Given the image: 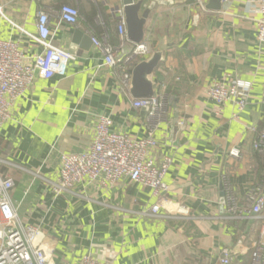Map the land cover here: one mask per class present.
<instances>
[{
  "label": "crops",
  "instance_id": "0c3cea01",
  "mask_svg": "<svg viewBox=\"0 0 264 264\" xmlns=\"http://www.w3.org/2000/svg\"><path fill=\"white\" fill-rule=\"evenodd\" d=\"M151 1L144 0L140 12ZM263 3L221 0L220 10H210L209 0H157L150 9L143 41L151 53H163L152 79L164 115L149 156L156 163L172 158L165 201L150 216L142 212L156 198L126 176L113 183L84 179L70 192L52 191L61 155L88 150L99 116L111 118L110 131L138 139L156 122L147 108L132 105L135 98L122 88L119 66L106 65L86 37L118 44L122 0H0L7 19L31 33L37 31L38 10H48L53 44L75 55L63 76H36L12 100L11 117L0 126V173L13 180L10 200L19 222L42 231L49 264H78L86 254L110 264H221L224 247L232 249L229 264H251L264 224V210L254 219L244 209L249 188L264 185L262 156L252 145L264 125V44L256 40L255 23ZM62 4L78 8L76 25H57ZM7 19L0 16V39L17 41L24 60L33 62L41 46ZM126 45L130 51L132 44ZM233 80L250 88L240 112L207 95L214 81ZM235 112L238 119L232 118ZM232 147L239 157L229 154ZM225 180L236 211L229 208ZM181 206L188 216L180 214Z\"/></svg>",
  "mask_w": 264,
  "mask_h": 264
},
{
  "label": "built area",
  "instance_id": "2783aa9c",
  "mask_svg": "<svg viewBox=\"0 0 264 264\" xmlns=\"http://www.w3.org/2000/svg\"><path fill=\"white\" fill-rule=\"evenodd\" d=\"M259 16L255 23L257 27L256 40L264 44V3L258 7ZM0 16L7 19L0 6ZM57 25L62 22L76 25L80 19L77 7L62 4L55 13ZM50 14L48 10L40 9L36 18V33H31L7 19L29 38L41 46V53L34 57L33 62L24 60L25 56L14 40L0 39V126L10 119L9 106L13 99L21 95L34 81L35 77L48 79L54 75L63 76L66 73L68 63L75 55L53 44V34L49 28ZM118 44L113 45L107 39H98L91 34V42L103 54L105 64L110 67H118L119 80L124 90L130 86V66L133 61L148 56L151 53L149 45L145 41L132 44L130 51L123 55V64L116 59L118 53L127 44L126 22L124 14L117 22ZM249 86L238 81H232L226 85L214 81L207 90V95L218 106L225 102L233 103L237 111L243 110L248 103ZM132 105L136 108H147L149 118L156 122L147 127V133L143 138H135L127 134L110 131L112 120L101 115L98 117L95 132L89 148L85 152L63 153L60 157L61 167L58 179L52 184L54 195L70 192L71 188L81 180H103L113 183L122 176L128 177L132 182L150 188L156 198L148 210L142 212L145 215L156 216L162 203L165 201L164 193L167 184L164 177L172 163L170 156H163L156 163L150 156V150H154L158 141L154 132L156 125L162 120L164 106L160 96L153 95L148 98H135ZM238 119V113L232 115ZM253 149L264 153V125L258 130L253 140ZM229 154L239 157V149L232 147ZM11 177L0 173V264H49L50 250L43 246V234L39 227L22 225L17 217L16 209L10 200V190L13 188ZM225 193L229 208L236 211L237 206L231 194L229 183L224 181ZM245 211L251 218L259 219L264 210V185H252L245 196ZM182 216L187 215L186 207H179ZM241 238L238 239V242ZM232 257V249L224 247L219 256L221 264H229ZM251 264H264V224L260 227L259 236L250 253ZM78 264H110L108 260H98L90 254L84 255Z\"/></svg>",
  "mask_w": 264,
  "mask_h": 264
},
{
  "label": "water",
  "instance_id": "95a60500",
  "mask_svg": "<svg viewBox=\"0 0 264 264\" xmlns=\"http://www.w3.org/2000/svg\"><path fill=\"white\" fill-rule=\"evenodd\" d=\"M157 0H152L151 4L140 12L144 5V0H122L123 11L126 22V37L131 44L139 43L144 37V26L148 17L150 9ZM210 10H220L221 0H209L206 6ZM81 35L80 32L76 33ZM88 41H91L90 36H86ZM129 50L126 45L122 48L121 53L117 55L116 59H121ZM163 60L162 51H153L146 58H140L132 64L130 69L131 80L129 92L134 98H148L154 95V81L152 79L154 70Z\"/></svg>",
  "mask_w": 264,
  "mask_h": 264
},
{
  "label": "trees",
  "instance_id": "16d2710c",
  "mask_svg": "<svg viewBox=\"0 0 264 264\" xmlns=\"http://www.w3.org/2000/svg\"><path fill=\"white\" fill-rule=\"evenodd\" d=\"M255 153L257 154V157L260 158L261 156V161L264 163V153L260 154L258 152L255 151Z\"/></svg>",
  "mask_w": 264,
  "mask_h": 264
}]
</instances>
